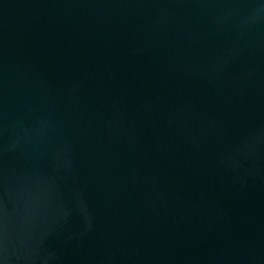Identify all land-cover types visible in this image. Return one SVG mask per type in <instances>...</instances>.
Masks as SVG:
<instances>
[{"label":"water","instance_id":"95a60500","mask_svg":"<svg viewBox=\"0 0 264 264\" xmlns=\"http://www.w3.org/2000/svg\"><path fill=\"white\" fill-rule=\"evenodd\" d=\"M0 264H264V0H0Z\"/></svg>","mask_w":264,"mask_h":264}]
</instances>
